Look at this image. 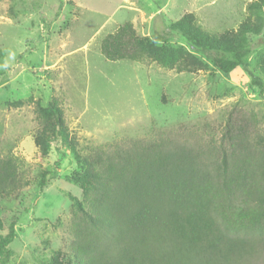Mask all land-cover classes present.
I'll use <instances>...</instances> for the list:
<instances>
[{
  "label": "rangeland",
  "instance_id": "1",
  "mask_svg": "<svg viewBox=\"0 0 264 264\" xmlns=\"http://www.w3.org/2000/svg\"><path fill=\"white\" fill-rule=\"evenodd\" d=\"M260 0H0V156L16 158L27 185L0 198V236L14 225L8 264H49L66 258L72 242V202L82 199L72 181L78 166L69 148L53 143L41 156L36 104L55 101L77 149H113L131 140L165 135L180 142L217 143L228 120L248 134L251 150L264 148V5ZM257 15V16H256ZM256 16V17H255ZM260 30L255 49L229 74L203 55L200 68L178 73L155 62L108 61L102 39L124 23L140 37L180 19L209 36L234 33L247 18ZM169 46L191 51L174 35ZM248 148V147H247ZM53 171L38 187L42 171ZM242 264H264V239ZM60 253V254H59Z\"/></svg>",
  "mask_w": 264,
  "mask_h": 264
},
{
  "label": "trees",
  "instance_id": "2",
  "mask_svg": "<svg viewBox=\"0 0 264 264\" xmlns=\"http://www.w3.org/2000/svg\"><path fill=\"white\" fill-rule=\"evenodd\" d=\"M260 1L249 8L256 12L264 5ZM259 30L248 17L234 33L209 36L183 18L140 37L124 23L102 39L100 53L108 61H150L178 73L200 68L192 54L199 53L227 75L245 66L256 48L249 37ZM174 35L191 51L169 46ZM250 76L264 93V82ZM35 114L40 155L57 141L66 145L78 166L72 181L82 193L81 200L69 198L68 257L57 255L49 264H242L264 239V148L251 150L248 134L233 121L226 122L217 143L205 146L162 135L81 151L55 101L37 103ZM53 176L42 171L39 189ZM26 185L16 158L0 156V198L15 196ZM15 235L11 224L0 236V264L9 263Z\"/></svg>",
  "mask_w": 264,
  "mask_h": 264
}]
</instances>
